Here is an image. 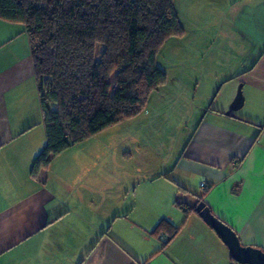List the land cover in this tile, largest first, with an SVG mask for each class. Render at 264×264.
Masks as SVG:
<instances>
[{"label":"crops","instance_id":"obj_1","mask_svg":"<svg viewBox=\"0 0 264 264\" xmlns=\"http://www.w3.org/2000/svg\"><path fill=\"white\" fill-rule=\"evenodd\" d=\"M260 3L246 32L258 56L234 86L264 90ZM236 92L193 123L176 157L106 171L104 155L73 144L32 173L46 137L29 43L20 24L0 19V264H233L198 213L175 206L177 185L202 197L242 245L264 250V129L227 114ZM160 221L169 227L156 236ZM172 227L163 247L159 236Z\"/></svg>","mask_w":264,"mask_h":264},{"label":"trees","instance_id":"obj_2","mask_svg":"<svg viewBox=\"0 0 264 264\" xmlns=\"http://www.w3.org/2000/svg\"><path fill=\"white\" fill-rule=\"evenodd\" d=\"M0 19L20 24L29 43L46 137L32 173L73 144L135 116L166 80L157 52L183 32L173 0H0ZM177 187L175 206L195 211L202 197ZM168 225L160 221L153 234ZM171 229L163 247L179 231Z\"/></svg>","mask_w":264,"mask_h":264},{"label":"rangeland","instance_id":"obj_3","mask_svg":"<svg viewBox=\"0 0 264 264\" xmlns=\"http://www.w3.org/2000/svg\"><path fill=\"white\" fill-rule=\"evenodd\" d=\"M173 4L183 32L169 38L156 54L165 82L150 93L135 116L77 143V150L104 155L106 171L176 157L197 120L215 100L221 96L226 100L225 93L240 85L244 104L234 113L248 115L258 133L264 129V90L243 81L234 86L235 78L258 56L246 32L260 0H173ZM101 49L96 46L97 55Z\"/></svg>","mask_w":264,"mask_h":264},{"label":"water","instance_id":"obj_4","mask_svg":"<svg viewBox=\"0 0 264 264\" xmlns=\"http://www.w3.org/2000/svg\"><path fill=\"white\" fill-rule=\"evenodd\" d=\"M244 97L241 91V85L238 87L235 97L233 98L229 110L236 111L242 108ZM203 221L209 225L221 238L227 246L231 258L238 264H264V250L253 246L242 245L235 232L215 217L209 208L202 202L197 203L194 209Z\"/></svg>","mask_w":264,"mask_h":264},{"label":"built area","instance_id":"obj_5","mask_svg":"<svg viewBox=\"0 0 264 264\" xmlns=\"http://www.w3.org/2000/svg\"><path fill=\"white\" fill-rule=\"evenodd\" d=\"M200 186H204V183H200ZM159 240H161L162 242H164L166 240V237L164 235H160L159 236Z\"/></svg>","mask_w":264,"mask_h":264}]
</instances>
